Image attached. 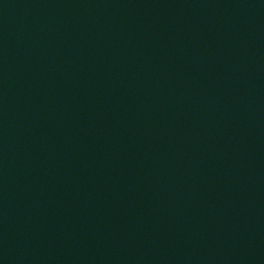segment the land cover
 Instances as JSON below:
<instances>
[{"label": "water", "instance_id": "water-1", "mask_svg": "<svg viewBox=\"0 0 264 264\" xmlns=\"http://www.w3.org/2000/svg\"><path fill=\"white\" fill-rule=\"evenodd\" d=\"M0 264H264V0H0Z\"/></svg>", "mask_w": 264, "mask_h": 264}]
</instances>
